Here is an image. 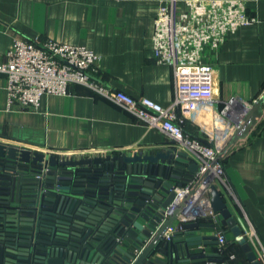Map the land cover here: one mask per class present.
Listing matches in <instances>:
<instances>
[{"label": "crops", "instance_id": "0c3cea01", "mask_svg": "<svg viewBox=\"0 0 264 264\" xmlns=\"http://www.w3.org/2000/svg\"><path fill=\"white\" fill-rule=\"evenodd\" d=\"M242 1L254 20L229 32L217 51L206 49L204 55L213 67V99L199 103L189 117L177 112L178 120L190 124L188 133L204 142L220 137L223 144L250 103L264 94V0ZM163 2L0 0V60H5L15 39L83 45L99 56L100 78L106 87L167 106L174 95L172 69L157 63L152 51L154 20ZM181 6L187 8L184 0ZM7 98V79L0 73V141L75 156L171 146L186 151L165 133L148 128L124 108L81 84L70 85L66 94L43 95L36 110L9 107ZM262 108L249 135L225 158L227 186L216 185L242 233L251 224L264 244V102ZM160 163L161 159L152 166ZM171 226H178V217ZM218 230L224 231L227 241L237 240L220 222L215 227H198L194 234L216 237ZM163 240L167 239L163 236ZM215 241L192 247L191 252L219 253L217 237ZM235 251L234 264H249L240 250Z\"/></svg>", "mask_w": 264, "mask_h": 264}, {"label": "water", "instance_id": "95a60500", "mask_svg": "<svg viewBox=\"0 0 264 264\" xmlns=\"http://www.w3.org/2000/svg\"><path fill=\"white\" fill-rule=\"evenodd\" d=\"M263 102L264 94L250 103L213 163L249 135ZM188 156L176 146L75 156L0 141V264H199L220 259V253L191 252L216 242L215 236L194 234L198 227H215L214 222H183L163 240L197 186L208 182L210 169L196 178L199 164ZM159 159L160 165L152 166ZM193 179L191 190L169 210L175 188ZM209 196L249 264H260L214 183Z\"/></svg>", "mask_w": 264, "mask_h": 264}, {"label": "built area", "instance_id": "2783aa9c", "mask_svg": "<svg viewBox=\"0 0 264 264\" xmlns=\"http://www.w3.org/2000/svg\"><path fill=\"white\" fill-rule=\"evenodd\" d=\"M120 1V0H116ZM164 0L154 20L152 51L157 63L172 69L174 95L163 106L153 99L133 97L124 91L106 87L100 78L99 56L83 45L53 39H15L0 60V73L7 79L8 106L36 110L43 95L66 94L72 84H81L116 103L134 115L148 128H155L172 138L196 159V178L210 169L208 182L200 183L183 211L177 216L178 226H169L164 238L169 240L183 222L211 219L219 223V213L210 205L209 184L227 186L221 161H213L222 146V138L204 142L185 133L181 116L189 117L199 103L211 102L214 96L212 65L204 60L206 49L215 52L229 32L252 22L242 0ZM225 141V140H224ZM213 163V164H212ZM195 180L177 187L169 210L187 194ZM260 264H264V244L250 224L242 233ZM219 250L227 239L218 230ZM238 239V238H237ZM231 258L233 255L230 256Z\"/></svg>", "mask_w": 264, "mask_h": 264}, {"label": "trees", "instance_id": "16d2710c", "mask_svg": "<svg viewBox=\"0 0 264 264\" xmlns=\"http://www.w3.org/2000/svg\"><path fill=\"white\" fill-rule=\"evenodd\" d=\"M184 122H186V123L185 124L183 123L182 126H183L185 133L189 134L191 137H195L194 135L188 133L190 131V124L188 123V121L186 120ZM224 162H225V159H223L221 161L222 165L224 164ZM235 249L240 250L245 256V253L242 250L241 244L238 242V240L226 241V243L222 247V249L219 250V248H218V251L221 254L220 259H217V260L212 261V262L207 263V264H223V262L234 264L236 261V253H237L235 251ZM231 255H233L232 258H230Z\"/></svg>", "mask_w": 264, "mask_h": 264}]
</instances>
